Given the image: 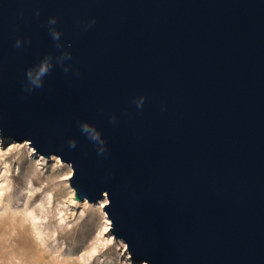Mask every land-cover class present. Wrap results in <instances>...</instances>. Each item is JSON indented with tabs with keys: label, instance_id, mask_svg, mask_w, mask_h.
<instances>
[{
	"label": "water",
	"instance_id": "water-1",
	"mask_svg": "<svg viewBox=\"0 0 264 264\" xmlns=\"http://www.w3.org/2000/svg\"><path fill=\"white\" fill-rule=\"evenodd\" d=\"M7 136L69 165L76 200L106 198L135 262L264 264V0H0Z\"/></svg>",
	"mask_w": 264,
	"mask_h": 264
},
{
	"label": "rangeland",
	"instance_id": "rangeland-1",
	"mask_svg": "<svg viewBox=\"0 0 264 264\" xmlns=\"http://www.w3.org/2000/svg\"><path fill=\"white\" fill-rule=\"evenodd\" d=\"M29 144L0 137V264H146L111 233L108 201L76 200L71 167Z\"/></svg>",
	"mask_w": 264,
	"mask_h": 264
},
{
	"label": "clouds",
	"instance_id": "clouds-1",
	"mask_svg": "<svg viewBox=\"0 0 264 264\" xmlns=\"http://www.w3.org/2000/svg\"><path fill=\"white\" fill-rule=\"evenodd\" d=\"M57 21L55 17L49 18L48 24L50 26L56 25ZM50 34L52 36V39L54 41H59L61 37V33L57 31L54 27H50L49 29ZM30 43V41H29ZM16 46L20 47L21 46V41L17 40ZM57 48L62 47L59 43H57ZM70 58V54L65 52L63 55L58 58V62L62 60H66ZM54 67V64L52 62V57L51 56H46L44 59H42L39 64H37L35 67L29 68L26 71V80H27V85L25 86V91L26 92H32L35 89L42 88L44 85V78L49 75V73L52 71ZM66 72L68 71L67 68L64 69ZM143 98H141L137 102V106L140 107L143 105ZM81 131L83 134H86L87 138H89L93 142H98L100 145H103L105 142L102 139L101 133L93 126L89 125L88 123H83L81 125ZM70 147H75L76 142L75 141H70L69 142ZM104 148H100V152H103Z\"/></svg>",
	"mask_w": 264,
	"mask_h": 264
},
{
	"label": "bare ground",
	"instance_id": "bare-ground-1",
	"mask_svg": "<svg viewBox=\"0 0 264 264\" xmlns=\"http://www.w3.org/2000/svg\"><path fill=\"white\" fill-rule=\"evenodd\" d=\"M107 201V199L106 198H104L103 200H102V203H105ZM123 244V243H122ZM124 245V244H123ZM125 246V245H124ZM125 248H126V246H125Z\"/></svg>",
	"mask_w": 264,
	"mask_h": 264
}]
</instances>
